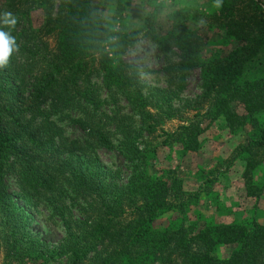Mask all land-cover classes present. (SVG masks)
I'll use <instances>...</instances> for the list:
<instances>
[{
	"label": "trees",
	"instance_id": "16d2710c",
	"mask_svg": "<svg viewBox=\"0 0 264 264\" xmlns=\"http://www.w3.org/2000/svg\"><path fill=\"white\" fill-rule=\"evenodd\" d=\"M106 2L0 0V31L18 45L0 68V264H264V224L251 216L205 218L201 225L198 217L188 220L182 211L190 195L168 171L166 178L146 173V152L153 149L138 142L154 132L161 112L170 116L185 75L197 69L200 91L185 102L193 114L163 132L160 144L195 151L200 133L218 117L229 131L249 125L251 134L232 159L243 162L246 194L264 197V179L254 178L264 163V120L257 116L264 114V0H222L213 12L171 13L160 35L150 11L136 29H109ZM115 4L118 9L121 1ZM6 11L17 18L14 28L4 24ZM32 11L42 18L36 27ZM200 23L219 28L233 48L200 58L207 41ZM139 34L162 58L163 88L141 83L139 69L122 60ZM43 37L52 39L51 48ZM65 118L82 140L63 136L57 122ZM96 149L121 157L124 182L106 180ZM6 177L22 202L39 201L58 219L62 236L55 247L30 232ZM166 212L177 216L163 229L152 228ZM223 247L226 255H218Z\"/></svg>",
	"mask_w": 264,
	"mask_h": 264
},
{
	"label": "rangeland",
	"instance_id": "374dc122",
	"mask_svg": "<svg viewBox=\"0 0 264 264\" xmlns=\"http://www.w3.org/2000/svg\"><path fill=\"white\" fill-rule=\"evenodd\" d=\"M119 1L121 4L118 9L115 8L116 0L106 2L103 18L109 29L123 32L136 29L141 25L144 15L150 11L155 15L153 27L158 35L169 28L171 13L185 12L189 16L195 10L199 13H209L217 9L214 7V0ZM30 18L33 27H36L42 19L38 12L33 11ZM200 24L204 26L200 32L205 31L207 37L200 58L222 56L233 48L234 40L224 37L219 28L205 26L206 23ZM42 39L46 41L48 48L52 47L51 38L43 37ZM122 60L139 69L138 79L141 83L149 87H165L162 58L154 43L147 37L139 34L137 40L122 53ZM199 91L200 72L197 69L190 70L185 75V87L179 94V98L171 101L170 116L161 112V118L156 122L154 132L143 136L145 142L142 139L138 140L149 150L153 149L146 152L148 156L145 171L155 177L162 174L163 178H166L168 171L170 175L179 179L182 190L190 195L183 205L182 214L190 221L198 217L197 225H201V219L205 218L222 222L249 216L264 224V197L261 195L256 199L246 194L243 180L239 175L243 162L232 159L233 149L251 134L252 128L249 125L229 131L223 126L222 119L218 117L200 133V143L195 151L183 150L176 142L160 144L163 132H171L176 126L186 123L191 118L193 112L186 109L185 102L194 99ZM119 105L122 106V103ZM121 111L126 112V109L122 108ZM69 115L74 117L76 113L71 111ZM257 116L261 118V121L264 120V114ZM199 122L201 126L205 123L204 120ZM57 124L66 138L83 139L82 133L67 118L58 121ZM95 155L101 169L106 173L107 181L118 183L125 181L128 175L127 169L115 151L96 149ZM254 173L256 182L260 179L263 181L264 163L259 165ZM5 184L13 201L28 215L30 232L50 247H55L62 236L58 219L51 216L49 209L39 201L30 204L22 202L16 196L17 187L11 177L5 178ZM176 216L175 212L163 213L151 222V227L163 229ZM227 251L228 249L223 247L216 252L224 256Z\"/></svg>",
	"mask_w": 264,
	"mask_h": 264
},
{
	"label": "clouds",
	"instance_id": "9594fccd",
	"mask_svg": "<svg viewBox=\"0 0 264 264\" xmlns=\"http://www.w3.org/2000/svg\"><path fill=\"white\" fill-rule=\"evenodd\" d=\"M222 5V0H214V7L219 8ZM4 24L10 29L17 24V18L11 12H4ZM18 50L15 37L8 32L0 31V68L8 65L11 55Z\"/></svg>",
	"mask_w": 264,
	"mask_h": 264
},
{
	"label": "crops",
	"instance_id": "0c3cea01",
	"mask_svg": "<svg viewBox=\"0 0 264 264\" xmlns=\"http://www.w3.org/2000/svg\"><path fill=\"white\" fill-rule=\"evenodd\" d=\"M236 161H238V160H236ZM236 161H235V162H236ZM238 162H239V161H238ZM240 162H242V161H240ZM241 164H242V163H241ZM241 171H242V165H241ZM241 171H239V172H240V174H239V175H240V178H241ZM230 219H232V217H231ZM228 220H229V219H228ZM222 222H229V221H224V220H223Z\"/></svg>",
	"mask_w": 264,
	"mask_h": 264
}]
</instances>
